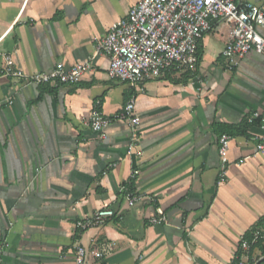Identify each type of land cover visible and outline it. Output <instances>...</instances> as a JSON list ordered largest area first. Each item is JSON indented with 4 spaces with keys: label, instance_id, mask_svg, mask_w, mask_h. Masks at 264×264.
Instances as JSON below:
<instances>
[{
    "label": "crops",
    "instance_id": "obj_1",
    "mask_svg": "<svg viewBox=\"0 0 264 264\" xmlns=\"http://www.w3.org/2000/svg\"><path fill=\"white\" fill-rule=\"evenodd\" d=\"M138 2L0 0V76L7 56L26 74L90 64L73 86L0 78L3 264H76L79 245L90 251L86 264H232L244 255L241 240L264 231L262 129L248 122L264 118V56L230 69L232 26L213 22L193 72L113 81L98 43ZM237 3L264 10V0ZM131 100L140 126L117 121L105 137L91 130L94 110L113 118ZM245 125L228 134L223 170L222 130ZM129 194L141 197L134 207ZM104 205L114 217L81 232L77 223ZM160 212L167 223L155 225ZM252 264H264V244Z\"/></svg>",
    "mask_w": 264,
    "mask_h": 264
},
{
    "label": "built area",
    "instance_id": "obj_2",
    "mask_svg": "<svg viewBox=\"0 0 264 264\" xmlns=\"http://www.w3.org/2000/svg\"><path fill=\"white\" fill-rule=\"evenodd\" d=\"M213 22H226L232 26L230 41L223 50L230 69L236 68L239 61L249 54L264 56V36L260 32L264 30V10L252 3L238 4L237 0H140L99 41L97 51L110 58L108 76L111 80L140 86L170 70L193 72L198 64L200 43L211 31ZM89 69V63L77 64L69 69L58 63L50 72L26 74L15 67L11 56H7L0 78L19 80L33 86H73L81 82ZM1 103L12 105L13 100L9 98ZM134 110V100L113 118L96 109L90 119L91 130L105 137L107 129L117 121H127L138 127L141 121L134 115ZM256 121L260 122L262 129V134L257 136V151L264 154V118L255 113L248 119L250 124ZM230 140L227 134L220 138L223 170L227 164ZM138 174L139 171H134L132 179ZM140 200L141 197L129 194V207H134ZM114 215V210L104 205L92 216L79 221L77 228L84 233L103 225ZM152 223H167V220L160 212ZM258 244H264V231L255 232L251 241L241 240L244 255L240 264H252V251ZM7 248V244L0 245V264H3L2 255ZM89 255L88 248L77 246L75 263L86 264ZM95 257L101 259L103 254L96 253Z\"/></svg>",
    "mask_w": 264,
    "mask_h": 264
},
{
    "label": "trees",
    "instance_id": "obj_3",
    "mask_svg": "<svg viewBox=\"0 0 264 264\" xmlns=\"http://www.w3.org/2000/svg\"><path fill=\"white\" fill-rule=\"evenodd\" d=\"M247 127L248 126H244V128H243V132H240V130L239 131H237L235 134H233V133H230L229 131V129L228 128H224L223 130H222V135L223 134H230V135H241V134H244L245 133V130L247 129ZM232 264H240V254L238 253V256H237V258L233 261V263Z\"/></svg>",
    "mask_w": 264,
    "mask_h": 264
}]
</instances>
